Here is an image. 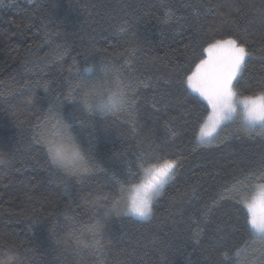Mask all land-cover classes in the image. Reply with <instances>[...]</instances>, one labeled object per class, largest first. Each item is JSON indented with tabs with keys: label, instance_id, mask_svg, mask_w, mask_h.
I'll return each instance as SVG.
<instances>
[{
	"label": "trees",
	"instance_id": "16d2710c",
	"mask_svg": "<svg viewBox=\"0 0 264 264\" xmlns=\"http://www.w3.org/2000/svg\"><path fill=\"white\" fill-rule=\"evenodd\" d=\"M225 39L245 51L236 95H264V0H0V264H264L246 202L264 123L200 140L192 78Z\"/></svg>",
	"mask_w": 264,
	"mask_h": 264
},
{
	"label": "rangeland",
	"instance_id": "374dc122",
	"mask_svg": "<svg viewBox=\"0 0 264 264\" xmlns=\"http://www.w3.org/2000/svg\"><path fill=\"white\" fill-rule=\"evenodd\" d=\"M244 58V49L235 41L219 40L209 47L205 60L193 75V86L211 106L200 132L202 142L213 141L219 128L238 114L249 125L264 123V95L238 97L234 89ZM174 166V162L166 161L147 167L142 180L130 187L127 210L145 217ZM246 202L253 229L258 238H264V184L258 185Z\"/></svg>",
	"mask_w": 264,
	"mask_h": 264
}]
</instances>
